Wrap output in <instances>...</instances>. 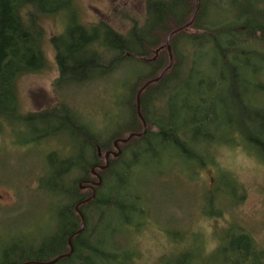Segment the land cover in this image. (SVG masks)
I'll return each mask as SVG.
<instances>
[{
    "label": "trees",
    "instance_id": "1",
    "mask_svg": "<svg viewBox=\"0 0 264 264\" xmlns=\"http://www.w3.org/2000/svg\"><path fill=\"white\" fill-rule=\"evenodd\" d=\"M195 1L145 0L143 22L134 23L125 35L104 24L84 27L71 21L62 34L49 39L59 87L113 83L109 76L127 67L132 71L126 84L120 85L125 110L122 125L107 137L106 118L100 127L98 114L85 117L64 103L39 114L20 113L17 81L46 66L44 31L39 20L58 14L59 9L54 0H0V129L7 125L20 130L31 127L37 136L32 143L27 142L31 145L41 139L66 136L72 149L67 155L49 152L42 156L44 166L36 181L42 194L57 201V225L52 235L36 246H10L0 253V264L49 263L69 253V238L72 253L55 264H133L131 243L121 251L109 238L95 235L103 229L118 232L129 227L132 232L140 228L144 214L130 179L136 167L156 163L160 170H168V163L178 161L191 170L202 168L211 162L213 148L236 143L264 166V101L251 94L264 91V0H200L192 25L170 39L169 69L139 95L145 133L119 144V157L110 156L107 168L99 169L105 166V156L99 163L100 154L116 151L109 148L113 142L142 134L136 96L169 66L167 37L190 22ZM70 3L65 9L71 11ZM114 102L118 105V96ZM52 122H58V126L45 131ZM93 169L101 183L94 188L93 199L81 204L92 190L84 194L80 185L86 184L88 176L96 179ZM204 197L212 202L211 193ZM228 197L221 193L218 199L226 203ZM233 200L234 204L238 201ZM75 208L83 217L84 228L72 237L81 227ZM224 209L218 207L212 217H219ZM90 216L95 219L91 221ZM236 230L241 235L226 232V244L217 248L212 259L202 258L200 243L195 256H185V264L263 262L252 236L242 228Z\"/></svg>",
    "mask_w": 264,
    "mask_h": 264
},
{
    "label": "rangeland",
    "instance_id": "2",
    "mask_svg": "<svg viewBox=\"0 0 264 264\" xmlns=\"http://www.w3.org/2000/svg\"><path fill=\"white\" fill-rule=\"evenodd\" d=\"M54 1L58 14L43 16L39 20L44 31L46 66L17 81L20 113L24 116L39 114L64 103L71 111L80 110L85 117L90 113L98 114L100 127L106 118L104 128L107 137L112 136L111 132L120 129L121 114L125 112L121 106L120 85L126 84L132 71L127 67L123 72L109 76L113 83L97 82L96 86L90 82L59 87L54 51L48 41L62 34L71 21L84 27L104 24L125 35L134 23L140 25L143 22L145 0ZM69 2L71 11L68 7L65 9ZM60 10L67 13H59ZM251 94L264 101V91L255 90ZM117 96L118 105H115ZM102 114H106L105 117ZM15 126L0 129V253L12 245L36 246L39 240L52 235L57 225V201L42 194L36 181L41 175V165L44 166L42 156L49 152L67 155L72 150L66 136L27 144L37 136L29 126H23V130ZM57 126L58 122H52L44 129L48 132ZM112 153L116 151L113 149ZM211 154L210 163L192 170L178 161L168 163V170H160L154 166L156 163L145 168L142 165L136 167L130 179L132 192L144 214L140 228L132 232L129 227L118 232L102 228L95 236L109 238L121 251L126 250L124 246L128 242L131 243L134 246V256L130 257L133 264H185V256H195L200 243L204 250L202 258L212 259L217 248L226 244V232L231 230L234 236H238L241 233L236 229L242 228L259 247L257 252L263 254V262L259 264H264V166L240 143L233 147L213 148ZM104 156V153L100 154L99 163L103 162ZM88 177L86 184L80 185L84 194L91 193L89 182L96 183L95 178L94 181ZM207 193H211L212 202L204 197ZM221 193H226L230 200L225 198L227 202L223 203L218 199ZM233 199L238 200L236 204ZM218 207L225 209L219 217H212ZM90 218L91 221L95 219Z\"/></svg>",
    "mask_w": 264,
    "mask_h": 264
},
{
    "label": "water",
    "instance_id": "3",
    "mask_svg": "<svg viewBox=\"0 0 264 264\" xmlns=\"http://www.w3.org/2000/svg\"><path fill=\"white\" fill-rule=\"evenodd\" d=\"M199 2H200V0H196V1H195V9H194V12H193V14H192V17H191L190 22H189L188 24H186L185 26H183L182 28L173 31V32H172L171 34H169V36L167 37V40H166V47H167V51H168V54H169V61H170V62H169V66L167 67V69L164 70L156 80H153V81L148 82L147 84H145L144 87L138 92V94H137V96H136V113H137V116H138V118L140 119V121H141V123H142V126H143V132H142V134H140V135H130L127 139H123V140H122V139H119V140L115 141L114 144H113V146H114V148H115V150H116V153L108 152V153L105 154V166H103V167H99L100 170H105V169L107 168L108 163H109V157H110V156L113 157V158H118V157H119V155H120V149H119V147H118L119 144H126V143H128L133 137H141V136L145 133V131H146V124H145V122L143 121V119L141 118V115H140L139 95L141 94V92H142L147 86H149V85L152 84V83L158 82V81L162 78V76L164 75V73L169 69V67H170V65H171L170 39H171V37H172L173 35L179 33L180 31H182V30H184V29L189 28V27L192 25V23H193V21H194V19H195V16H196V14H197V12H198V9H199ZM92 173L94 174V169L92 170ZM94 176H95L96 179H97V183H92V184H91V186H92V187H91V190H92L91 196H90L86 201L82 202L81 204H85V203L89 202V201H90L91 199H93V197L95 196V190H94V188H95V187H98V186L100 185V183H101V179H100V177H99L98 175H96V174H94ZM76 212H77V214L79 215V217H80V219H81V227H80V230H79L76 234H74L72 237H74V236L77 235V234H80V233L82 232L83 228H84V220H83V217H82V215L78 212V209H77V208H76ZM72 237H71V238H72ZM68 246H69V253H68V254H66V255H64V256H60V257L56 258L55 260H53V261H51V262H49V263H44V264H55V263H56L57 261H59L60 259H63V258H66V257L70 256V254L72 253V247H71L70 240L68 241Z\"/></svg>",
    "mask_w": 264,
    "mask_h": 264
},
{
    "label": "flooded vegetation",
    "instance_id": "4",
    "mask_svg": "<svg viewBox=\"0 0 264 264\" xmlns=\"http://www.w3.org/2000/svg\"><path fill=\"white\" fill-rule=\"evenodd\" d=\"M89 183H90V185H89V186H91L92 182H89ZM89 186H88V188H89V189H91V187H92V186H91V187H89ZM75 211H76V208H75ZM69 240L71 241V239H70V238L68 239V241H69ZM67 243H68V242H67Z\"/></svg>",
    "mask_w": 264,
    "mask_h": 264
}]
</instances>
